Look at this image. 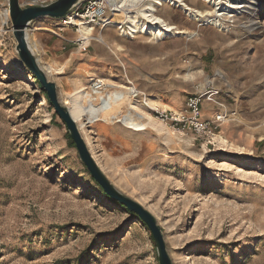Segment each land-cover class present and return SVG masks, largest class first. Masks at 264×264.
<instances>
[{
  "label": "rangeland",
  "instance_id": "rangeland-1",
  "mask_svg": "<svg viewBox=\"0 0 264 264\" xmlns=\"http://www.w3.org/2000/svg\"><path fill=\"white\" fill-rule=\"evenodd\" d=\"M261 1L254 17L227 22L228 34L190 21L168 2L159 15L186 34L195 32L193 40L182 34L130 37L129 24L122 30L99 25L93 32L90 42H104L119 63L122 59L128 91L138 88L151 106L184 109L207 79L222 77L216 79L219 100L234 115L213 144L157 119L128 93L126 109L117 111L147 121L150 152L138 167L112 168L110 181L155 216L173 264H264ZM141 9L133 14L146 23ZM7 11L9 1L0 0V264H160L151 230L108 199L81 161L66 124L18 55ZM105 17L126 16L107 7ZM256 21L252 31L248 26ZM116 42L119 48L123 43L121 50ZM104 91L95 98L101 100ZM174 97L180 106L172 103ZM208 105L205 118H212L215 110Z\"/></svg>",
  "mask_w": 264,
  "mask_h": 264
},
{
  "label": "crops",
  "instance_id": "crops-1",
  "mask_svg": "<svg viewBox=\"0 0 264 264\" xmlns=\"http://www.w3.org/2000/svg\"><path fill=\"white\" fill-rule=\"evenodd\" d=\"M30 4L32 3H26V6ZM6 17L8 18V16ZM28 33L36 58L40 61L41 66L47 67L46 70H43L49 80L56 83L58 98L70 113L77 107L86 105H94L98 109L105 106L106 110L116 112L126 109V103L122 101H117L112 105L103 104L104 99H110L117 93L130 94L126 86L124 65L120 64L122 59L119 63L120 58L116 56L115 59L109 53V48L104 42H91L89 49L83 52L74 43L80 37L75 28H63L61 19L50 17H41L33 21ZM103 35L106 34L103 33ZM121 45L122 47L119 48L116 42L115 49L121 50L123 43ZM101 77L109 85L105 88L103 100L93 98L92 89H90V81ZM152 85L153 83L149 84L151 87ZM145 88H147L146 85ZM172 103L175 106H180V98L174 97ZM205 108L204 117L211 111L208 104L205 105ZM74 120L78 124L80 134L89 151L109 180H111L109 174H113L112 168L124 166L133 169L147 159L148 152H150L148 151L149 140H151L148 138L147 128L138 131L119 121H91L87 114ZM61 121L63 122L62 119ZM83 122L86 125L81 129L80 125Z\"/></svg>",
  "mask_w": 264,
  "mask_h": 264
},
{
  "label": "bare ground",
  "instance_id": "bare-ground-1",
  "mask_svg": "<svg viewBox=\"0 0 264 264\" xmlns=\"http://www.w3.org/2000/svg\"><path fill=\"white\" fill-rule=\"evenodd\" d=\"M197 5H192L191 0H107V7L115 11H123L125 13V20L123 21H113L101 17L97 25H88L81 23L79 20H73L76 24H81V34L82 35H93L96 27H101V29L111 26H118L121 30L123 24H129L130 26V37H135L137 34L150 33L154 39L162 40L167 36L175 37L178 34L186 36V38L194 39L196 33L186 34L182 28L176 24H172L166 20L163 16L161 17L158 13V8L163 6L165 2L170 3L175 9H180L186 14V17L191 21L198 19L202 23L213 24L224 34H228L232 31V27L227 25L229 22H234L231 19L246 18L247 16L254 17L257 12L263 7V2L261 0H194ZM154 2V4L152 3ZM203 6L208 8L207 10H201L199 7ZM142 8V16L147 19L146 23L139 22L136 20L133 14L135 9L138 12ZM8 18H10L9 11L6 12ZM228 22V23H227ZM260 22L251 23L248 27L252 31H256ZM245 26V25H244ZM243 26V27H244ZM102 29V30H103ZM123 32H125L123 30ZM103 40V39H102ZM28 43H30L28 34ZM33 50V48H32ZM44 69V67L42 66ZM131 95V93H130ZM108 96V95H107ZM108 98V97H107ZM128 98L126 93H117V95L111 97L110 99H104V105H112L117 101L124 102ZM103 102V101H102ZM99 106V105H98ZM97 106V107H98ZM75 107V106H74ZM204 111V110H203ZM83 114H87L91 121H107V122H123L125 125L131 129H136L143 131L147 128L148 123L142 117L139 116V121L135 120V115L131 112L129 114L123 115L119 112L115 113L110 110H106L105 106L101 109L96 108L94 105H86L84 107H77L71 111V115L74 119H79ZM86 116V115H85ZM81 129L84 125H80Z\"/></svg>",
  "mask_w": 264,
  "mask_h": 264
},
{
  "label": "water",
  "instance_id": "water-1",
  "mask_svg": "<svg viewBox=\"0 0 264 264\" xmlns=\"http://www.w3.org/2000/svg\"><path fill=\"white\" fill-rule=\"evenodd\" d=\"M12 29L17 41V52L27 68L39 80L46 92L49 102L55 107L57 114L66 123L70 137L75 142L81 161L91 172L94 180L99 183L106 195L115 202L124 205L131 213L137 214L153 233L155 244L158 248L160 264H173L167 252L162 229L157 224L155 216L149 213L139 202L119 191L99 168L92 153L89 151L85 140L80 134L77 122L72 117L69 109L63 106L58 98L56 83L49 80L40 61L36 58L31 45L28 43V31L33 21L41 17H50L63 20L81 0H54L48 4L24 5L22 0H8Z\"/></svg>",
  "mask_w": 264,
  "mask_h": 264
},
{
  "label": "built area",
  "instance_id": "built-area-1",
  "mask_svg": "<svg viewBox=\"0 0 264 264\" xmlns=\"http://www.w3.org/2000/svg\"><path fill=\"white\" fill-rule=\"evenodd\" d=\"M32 4L37 3L33 2ZM107 4V0H81L71 10V13L62 20L63 28L73 27L80 34V37L74 43L83 52L89 49L92 36L87 34L82 35L80 32L81 24H76V22L72 21L79 20L82 24L97 25L100 18L106 15ZM217 77L222 79L219 74L207 79L202 85L201 90L189 96L185 100L184 109H180L179 111L151 106L147 103L146 99H143L145 95L136 87H132L130 93L140 100V104H144L148 109L150 108L157 119H161L163 122H171L175 126H179L180 129L182 127L183 130L204 138L208 144H213L218 135H220L221 127L234 115L219 100L221 90L216 84ZM106 85V80L102 77L92 79L90 89H92L93 98L100 95L105 90ZM100 99L103 100L104 96H101ZM205 104L213 106L215 112L212 118H205L203 116Z\"/></svg>",
  "mask_w": 264,
  "mask_h": 264
},
{
  "label": "trees",
  "instance_id": "trees-1",
  "mask_svg": "<svg viewBox=\"0 0 264 264\" xmlns=\"http://www.w3.org/2000/svg\"><path fill=\"white\" fill-rule=\"evenodd\" d=\"M35 77V79L37 80V78H36V76H34ZM37 82L39 83V85H40V87H41V90L42 91H44L43 90V88H42V86H41V84H40V82H39V80H37ZM44 93L46 94V92L44 91ZM46 96H47V94H46ZM48 98V97H47ZM48 101H49V99H48ZM50 103V102H49ZM73 142H74V140H73ZM74 144H75V142H74ZM76 146V145H75ZM105 196L108 198V199H110L107 195H106V193H105ZM113 203H115L116 205H118V206H123L124 208H126L124 205H122V204H119L118 202H115V201H113L112 199H110ZM130 214H134V213H131L130 212Z\"/></svg>",
  "mask_w": 264,
  "mask_h": 264
}]
</instances>
